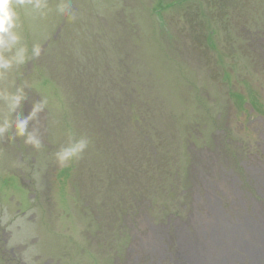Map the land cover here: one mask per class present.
<instances>
[{"label": "rangeland", "instance_id": "374dc122", "mask_svg": "<svg viewBox=\"0 0 264 264\" xmlns=\"http://www.w3.org/2000/svg\"><path fill=\"white\" fill-rule=\"evenodd\" d=\"M9 3L0 264H157L161 232L241 264L239 220L264 217V0Z\"/></svg>", "mask_w": 264, "mask_h": 264}, {"label": "flooded vegetation", "instance_id": "af4514ba", "mask_svg": "<svg viewBox=\"0 0 264 264\" xmlns=\"http://www.w3.org/2000/svg\"><path fill=\"white\" fill-rule=\"evenodd\" d=\"M263 219H260L261 222L259 224H255L254 221L249 220L248 218H246V216L243 217L242 220H239V225L237 226L242 227V234H239L240 239H237V237L233 238V241L235 242V244L233 245V250L235 251L236 256L233 255L232 260H236V263L241 262L242 264V262L244 261L245 264H257V252L264 249L261 246L264 244V239H262L263 235L260 236V233L262 232V230H264ZM245 225L251 229V233L249 231V233L245 232ZM161 233L164 236L162 238L159 235V240H166L167 243L161 242V247L159 249H156L154 253L152 252L151 254L153 257H156L155 260L158 261L157 264H216L213 258H215L217 254L215 256L211 255V252H209L208 254H203L201 250H199V247L201 245L200 241L193 243L186 242V239L184 237H181L179 233L178 236L175 235L174 232ZM215 242L213 247L216 248L218 244ZM148 247L150 249V245ZM224 249L226 250V248ZM187 250H189V254L187 253ZM197 250H199L201 253L199 254ZM243 253L245 254L244 259ZM220 254L221 257L219 258V260L221 259L223 264H227V262H230L227 260H231V255H229L228 253H224V251H220ZM191 256H196L199 262L191 261Z\"/></svg>", "mask_w": 264, "mask_h": 264}, {"label": "clouds", "instance_id": "9594fccd", "mask_svg": "<svg viewBox=\"0 0 264 264\" xmlns=\"http://www.w3.org/2000/svg\"><path fill=\"white\" fill-rule=\"evenodd\" d=\"M15 11L10 7L9 0H0V33H9L14 26ZM13 40L15 37H12ZM7 67V62L4 64Z\"/></svg>", "mask_w": 264, "mask_h": 264}, {"label": "bare ground", "instance_id": "6f19581e", "mask_svg": "<svg viewBox=\"0 0 264 264\" xmlns=\"http://www.w3.org/2000/svg\"><path fill=\"white\" fill-rule=\"evenodd\" d=\"M261 246L264 248V244L261 245ZM257 253H258V255H256L257 264H264V249L263 250H259Z\"/></svg>", "mask_w": 264, "mask_h": 264}]
</instances>
